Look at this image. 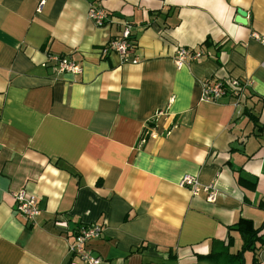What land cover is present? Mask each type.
Returning <instances> with one entry per match:
<instances>
[{
  "label": "crops",
  "instance_id": "0c3cea01",
  "mask_svg": "<svg viewBox=\"0 0 264 264\" xmlns=\"http://www.w3.org/2000/svg\"><path fill=\"white\" fill-rule=\"evenodd\" d=\"M39 2L0 0V264H73L91 224L100 264H241L230 227L264 223V0ZM125 24L138 62L101 57ZM179 46L203 55L177 68ZM232 77L250 81L241 95L202 100L204 81ZM187 173L215 198L180 186ZM21 189L39 198L35 221L16 212Z\"/></svg>",
  "mask_w": 264,
  "mask_h": 264
},
{
  "label": "built area",
  "instance_id": "2783aa9c",
  "mask_svg": "<svg viewBox=\"0 0 264 264\" xmlns=\"http://www.w3.org/2000/svg\"><path fill=\"white\" fill-rule=\"evenodd\" d=\"M45 5V0H40L38 3V11H41ZM88 16L97 26H106L110 20L109 12L99 4L90 3ZM133 27L130 24H125L121 30V34L111 38L100 49V56L106 57L111 52L118 53L123 61L138 62V57H131V53L137 46L136 38L133 34ZM253 36L264 44V36L256 32ZM203 55L201 50L179 46L175 53V63L177 68H182L188 65L189 62L201 58ZM49 61L53 62L54 67L58 72L78 74L82 72L80 62L69 58L65 55H49ZM246 84L250 81L242 82L239 78L232 77L227 79H212L204 81L202 84V100L217 101L222 95L232 93L241 95ZM179 185L189 188L194 194L205 191L208 194V199L215 198L216 190L212 185H202L197 177L191 174H184ZM16 201V212L24 216L28 221H35L40 213L38 206V196L25 189H21L14 195ZM102 233V228L96 224L82 226L75 235V240L70 244L69 251L77 258L73 264H100L101 257L94 254L91 248V241L99 238Z\"/></svg>",
  "mask_w": 264,
  "mask_h": 264
},
{
  "label": "trees",
  "instance_id": "16d2710c",
  "mask_svg": "<svg viewBox=\"0 0 264 264\" xmlns=\"http://www.w3.org/2000/svg\"><path fill=\"white\" fill-rule=\"evenodd\" d=\"M262 204L264 205V201ZM232 228L239 231L243 241L242 247L235 256L239 257V260L241 261L244 250L246 248H250L254 253L253 264H258L259 252L264 246V223H262L260 226H255L251 219L242 217L230 227V229ZM231 238L232 237H229L228 246L232 245ZM257 243L259 244L257 245Z\"/></svg>",
  "mask_w": 264,
  "mask_h": 264
},
{
  "label": "rangeland",
  "instance_id": "374dc122",
  "mask_svg": "<svg viewBox=\"0 0 264 264\" xmlns=\"http://www.w3.org/2000/svg\"><path fill=\"white\" fill-rule=\"evenodd\" d=\"M242 239H238V242H237V245H235L234 248H232V252H235L237 251V249H240L242 247ZM259 243H257L258 245ZM253 257H254V253H253V250L250 249V248H246L243 252V255L241 257V264H253Z\"/></svg>",
  "mask_w": 264,
  "mask_h": 264
},
{
  "label": "water",
  "instance_id": "95a60500",
  "mask_svg": "<svg viewBox=\"0 0 264 264\" xmlns=\"http://www.w3.org/2000/svg\"><path fill=\"white\" fill-rule=\"evenodd\" d=\"M238 15L239 17H237V20L244 23L245 21L243 18L246 16V12L242 9H238Z\"/></svg>",
  "mask_w": 264,
  "mask_h": 264
}]
</instances>
